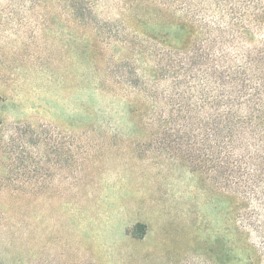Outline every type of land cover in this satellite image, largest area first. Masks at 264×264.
Here are the masks:
<instances>
[{
    "label": "rangeland",
    "instance_id": "rangeland-1",
    "mask_svg": "<svg viewBox=\"0 0 264 264\" xmlns=\"http://www.w3.org/2000/svg\"><path fill=\"white\" fill-rule=\"evenodd\" d=\"M94 3L0 0V264H239L244 200L144 96L142 39L173 28Z\"/></svg>",
    "mask_w": 264,
    "mask_h": 264
},
{
    "label": "trees",
    "instance_id": "trees-1",
    "mask_svg": "<svg viewBox=\"0 0 264 264\" xmlns=\"http://www.w3.org/2000/svg\"><path fill=\"white\" fill-rule=\"evenodd\" d=\"M94 4L64 0L79 16H88ZM119 9L127 29L173 28L178 41L165 31L142 39L154 66V75H143V83H152L144 96L160 109L161 120L173 125L180 151L188 141L180 153L244 200L239 264H264V5L261 0H124ZM225 251L219 264L230 262L232 251Z\"/></svg>",
    "mask_w": 264,
    "mask_h": 264
}]
</instances>
